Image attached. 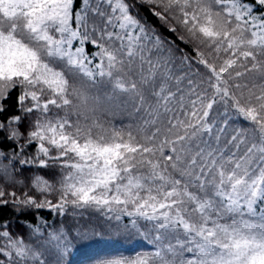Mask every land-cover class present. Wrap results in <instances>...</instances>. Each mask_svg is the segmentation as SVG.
<instances>
[{
  "label": "snow or ice",
  "instance_id": "1",
  "mask_svg": "<svg viewBox=\"0 0 264 264\" xmlns=\"http://www.w3.org/2000/svg\"><path fill=\"white\" fill-rule=\"evenodd\" d=\"M16 87L0 145L27 120L9 163L35 142L18 164L58 179L6 193L24 181L0 163V207L92 209L148 230L153 251L106 264H264V0H0V117ZM116 109L131 119L106 126ZM28 227L0 221V264H65L78 237Z\"/></svg>",
  "mask_w": 264,
  "mask_h": 264
},
{
  "label": "trees",
  "instance_id": "2",
  "mask_svg": "<svg viewBox=\"0 0 264 264\" xmlns=\"http://www.w3.org/2000/svg\"><path fill=\"white\" fill-rule=\"evenodd\" d=\"M79 0H77V7ZM139 7L142 16L147 17V22L150 25H155L159 33L166 38H170L174 42V47L178 46L180 49L191 51L190 45L184 44L177 36L167 27L162 25L155 16H153L147 6ZM86 51L91 53L92 48L86 45ZM21 92L20 87H16L9 92V98L4 101L7 105L2 119L14 115H20L17 110V97ZM31 104L30 100L26 101ZM60 111V110H55ZM38 113L29 114V120H35ZM102 119L106 126H120L127 124L131 117L128 112L119 109L113 110L111 114L105 113ZM223 119V115L221 116ZM238 119V114L230 112L228 115L229 123ZM234 127H240L237 123ZM20 131L24 133L18 140H5L0 145V150H3L7 158L0 160V163L7 165L12 171V175L17 180L24 181L20 184H6L5 191H16L21 194L28 190L31 186V181L35 175H42L45 179L56 185L57 182V168L42 169L36 165L21 166L18 164L19 159H29L37 155L38 144L33 142L25 147L24 151L11 164L9 159L14 155L13 150L17 149L19 145L25 143L28 133V121L26 120L20 125ZM7 133H0V136ZM37 195H41L37 193ZM58 193L53 192L49 194L48 198L54 203L56 202ZM5 199H11L7 195ZM130 218L124 217L121 221L110 220L106 215L92 209H75L68 206L66 214L59 216L55 212L49 211L47 208L39 210H30L23 212H16L13 210V205L9 204L0 207V221H8L9 230L14 235L26 236L31 231L28 225H41L46 231H51L55 228H64L71 230L78 238L74 241L70 254L64 257L65 264H106L108 260L113 258L134 257L136 254L142 252H151L153 248V238L149 235L148 230L141 229L139 226L133 227L128 224ZM46 234V232H45ZM34 238V237H33Z\"/></svg>",
  "mask_w": 264,
  "mask_h": 264
},
{
  "label": "rangeland",
  "instance_id": "3",
  "mask_svg": "<svg viewBox=\"0 0 264 264\" xmlns=\"http://www.w3.org/2000/svg\"><path fill=\"white\" fill-rule=\"evenodd\" d=\"M86 45H88V44H86ZM89 45H90V44H89ZM85 47H86V46H85ZM90 47L92 48V51H93V47H92V45H90ZM92 51H91V52H92Z\"/></svg>",
  "mask_w": 264,
  "mask_h": 264
}]
</instances>
